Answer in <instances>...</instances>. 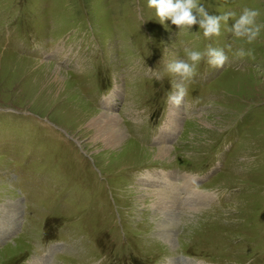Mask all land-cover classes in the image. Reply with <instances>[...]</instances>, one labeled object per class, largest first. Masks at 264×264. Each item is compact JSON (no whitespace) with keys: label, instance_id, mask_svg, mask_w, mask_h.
Instances as JSON below:
<instances>
[{"label":"rangeland","instance_id":"obj_1","mask_svg":"<svg viewBox=\"0 0 264 264\" xmlns=\"http://www.w3.org/2000/svg\"><path fill=\"white\" fill-rule=\"evenodd\" d=\"M198 3L235 16L205 37L147 0H0V264H264V27L252 43L228 30L245 7L264 25V0ZM184 49L201 52L185 82L167 70ZM103 114L122 144L94 137Z\"/></svg>","mask_w":264,"mask_h":264},{"label":"clouds","instance_id":"obj_2","mask_svg":"<svg viewBox=\"0 0 264 264\" xmlns=\"http://www.w3.org/2000/svg\"><path fill=\"white\" fill-rule=\"evenodd\" d=\"M147 6L155 9L158 22L165 25V20H170L172 24L178 26V29L189 30L194 23L203 30L205 37L218 36L220 34V21L225 23L235 13L225 12L221 16L209 15L203 4L198 0H147ZM195 10V15L193 14ZM259 12L254 8L245 7L240 15L234 19L231 28L228 29L236 38H244L247 43H252L260 35L261 28L264 25L256 22ZM197 16L201 19L197 20ZM166 26V25H165ZM186 59L174 60L167 65L170 73L179 76L182 81H190L193 77L197 64L201 60V52L184 49ZM207 54L210 57V65L221 67L228 57L220 50L208 47ZM237 56H244L246 53L243 48H238L235 53ZM160 77H157L159 79ZM175 91L167 94L166 100L176 107H180L187 94L185 83H176Z\"/></svg>","mask_w":264,"mask_h":264},{"label":"bare ground","instance_id":"obj_3","mask_svg":"<svg viewBox=\"0 0 264 264\" xmlns=\"http://www.w3.org/2000/svg\"><path fill=\"white\" fill-rule=\"evenodd\" d=\"M57 49H59V48H57ZM60 74L61 73H59V70H58V71L53 73L52 77H54V80L56 79V80L61 82L62 75H60ZM115 91L119 92V90H115ZM115 91H113L111 96L114 94ZM108 98H109V96L105 99V103L107 104L108 107H112L113 103L115 101H113V100L107 101ZM92 118H93V116H92ZM92 118H90L91 121L88 120L87 124L89 125L90 128L94 129V134H95L94 137L95 138L97 136L98 138H100L102 140V142L105 143V145H107L108 147H111V148L115 147L119 143H121V141L124 139V137H123L124 130L121 126V121H120V118L117 116V114L116 115L115 114L114 115L103 114L99 117L94 118V120H92ZM167 118H170L169 124L175 128L178 124L179 119H180V114H178V112L176 111V106L173 107V109H172V105H171V108H169V117H167ZM166 125H167V123H166ZM164 137H166V136H164ZM164 137H162L163 140L166 139ZM169 152H170L169 149L161 148V149H159V151L157 153H159L160 156H166L167 153H169ZM165 175L167 176V174H165ZM150 178H151L152 182L158 181L155 178V176H151ZM178 185L181 186L182 184H178ZM178 185L176 183L169 184L168 192L172 193L171 197L173 198V200H174V198H178L180 196V187L178 188ZM164 193H165V191H164ZM194 199H195V197H194ZM173 200L170 199L169 197L168 198L167 197L157 198V203H156L158 208L160 209V213H162V214L164 213L165 216L168 218V221H169V219H171L170 221L172 223H174L177 220L176 213L172 210V208L174 207V204H175V201L173 202ZM188 200H190V199H188ZM153 201H156V200L154 199ZM177 206H178V204H177ZM163 227L166 228V226H163ZM163 237L167 238V240H170L172 238V236L168 232H164ZM38 259L39 258H37V260L34 259L33 264H40L39 263L40 259L39 260Z\"/></svg>","mask_w":264,"mask_h":264}]
</instances>
